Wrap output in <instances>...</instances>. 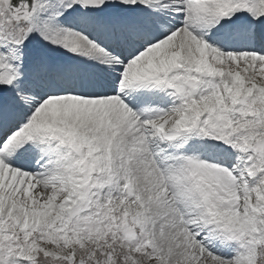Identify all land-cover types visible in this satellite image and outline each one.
Instances as JSON below:
<instances>
[{
    "label": "snow or ice",
    "instance_id": "6c2138e0",
    "mask_svg": "<svg viewBox=\"0 0 264 264\" xmlns=\"http://www.w3.org/2000/svg\"><path fill=\"white\" fill-rule=\"evenodd\" d=\"M0 264H264V0H0Z\"/></svg>",
    "mask_w": 264,
    "mask_h": 264
}]
</instances>
